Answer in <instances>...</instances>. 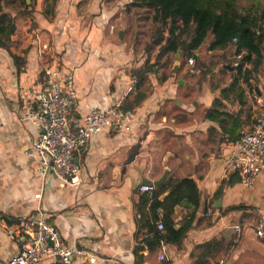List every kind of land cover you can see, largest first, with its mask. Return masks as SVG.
<instances>
[{"label": "crops", "instance_id": "1", "mask_svg": "<svg viewBox=\"0 0 264 264\" xmlns=\"http://www.w3.org/2000/svg\"><path fill=\"white\" fill-rule=\"evenodd\" d=\"M131 2L1 4L14 31L7 46L0 47V218L7 223L0 219V261L16 250L5 226L18 216L41 213L63 242L96 256L93 263L83 256L73 264H264V238L256 234L264 214V174L246 188L235 174L223 173L232 144L252 127L250 91L264 103V54L251 89L241 81L231 87L236 75L232 47L208 50L211 42H206L190 57L179 51L158 61L138 57L127 31L132 21L124 11ZM42 44L48 49L42 50ZM231 53L234 62L228 65ZM189 58L206 60L201 82L187 78V70L200 73L187 64ZM144 61L150 70H143ZM48 65L73 73L77 116L115 102L133 113L124 131L100 132L76 153L77 186L54 176L41 178L36 158L25 155L39 134L26 114L36 109ZM165 170V181L188 178L198 193L197 206L183 201L173 209L172 227L187 226L178 243L150 240L149 227L154 230L157 221L150 202L140 204L148 194L139 187L152 185ZM234 226H240L239 234Z\"/></svg>", "mask_w": 264, "mask_h": 264}, {"label": "built area", "instance_id": "2", "mask_svg": "<svg viewBox=\"0 0 264 264\" xmlns=\"http://www.w3.org/2000/svg\"><path fill=\"white\" fill-rule=\"evenodd\" d=\"M41 49L47 50L48 46L42 44ZM242 54L235 55L234 68L240 65ZM187 64H193L192 58ZM241 67L250 68V64L244 62ZM42 71L43 86L36 97V109L26 114V119L38 127L39 134L25 155L36 158V173L41 178L54 176L64 184L77 186L80 165L76 153L100 132L117 134L124 131L132 121L133 113L115 102L105 110L93 108L79 117L74 112L77 95L73 73L60 71L55 65L45 66ZM249 96L254 111L252 127L232 144L223 170L225 177L235 174L237 181L246 188L252 187L257 176L264 174V103L254 90ZM154 190L151 184L139 187L140 192L147 194ZM39 197L40 193L34 195L35 199ZM208 213H212V209H208ZM1 221L7 224L3 219ZM155 226L163 231L161 220ZM263 226L264 214L256 227L257 236L264 238ZM233 230L239 234L240 226H234ZM5 234L16 250L0 264H73L76 257L83 256H87L90 263L96 260V256L87 250L63 242L58 230L41 213L18 216L12 225L5 226ZM158 258L163 259V254ZM218 264H222V260Z\"/></svg>", "mask_w": 264, "mask_h": 264}, {"label": "trees", "instance_id": "3", "mask_svg": "<svg viewBox=\"0 0 264 264\" xmlns=\"http://www.w3.org/2000/svg\"><path fill=\"white\" fill-rule=\"evenodd\" d=\"M9 1L0 0V47L7 46L14 31L12 18L1 12V4ZM232 5V0H132L130 3L133 8L150 11L151 24L158 25L152 45L159 46L161 55L179 51L184 57H190L210 34L212 40L208 50L233 47L235 55L243 52L231 87L241 81L252 88L251 76L262 64L264 28L258 27L255 18L238 14ZM259 19L264 24V11ZM165 30L166 36L163 33ZM189 30H192L191 37L181 40V36ZM244 62L249 63L250 68L243 69L241 64ZM165 192L166 196L159 200L158 197ZM183 201L193 206L198 204L195 184L188 178H169L151 194L140 197V204L150 202L149 209L155 216L154 220H161L163 224L162 232L156 231V226L154 230L149 227V233H152L150 240L155 243H178L183 239L187 226L180 229L172 227L173 209ZM157 211H161V214L158 215Z\"/></svg>", "mask_w": 264, "mask_h": 264}, {"label": "rangeland", "instance_id": "4", "mask_svg": "<svg viewBox=\"0 0 264 264\" xmlns=\"http://www.w3.org/2000/svg\"><path fill=\"white\" fill-rule=\"evenodd\" d=\"M233 1V7L236 9L238 14L241 16H247L251 18H255L258 22V27L264 28V24L261 19L258 20L260 14L262 11H264V1L263 0H232ZM124 11H126V18L131 20L132 22H129L127 26V31L131 32V42L134 43L133 51L134 53L138 54V57L147 58L149 59V56H155L156 60L162 58L163 55L158 52L155 53L156 46L152 45L153 40L155 39V34L157 32L158 25L151 24L150 17L151 13L145 8L137 9L133 8L130 5L124 7ZM164 36L167 35L166 30L163 32ZM192 35V30L187 31L181 36V40L189 39ZM212 36L209 34L206 39L204 40L203 44H206V42H211ZM233 48V47H232ZM234 50V49H233ZM204 54L206 53V45L203 48ZM181 57H183V53L180 52ZM206 58V54L205 57ZM149 61H144V69L143 70H150V64H148ZM167 61H164L162 64H166ZM234 62L232 53L230 54V57L226 60V64L231 65ZM159 64V62H157ZM193 69L199 70V74L197 77L196 75H193V70H187V78H190L193 82L199 81L201 82L204 77H206V60H199L197 63L193 62V64L190 66ZM135 72L138 69H133ZM139 72H136V74ZM255 72H253L254 74ZM202 74V75H201ZM253 74L251 77H253ZM204 81V80H203ZM248 87V86H246Z\"/></svg>", "mask_w": 264, "mask_h": 264}, {"label": "water", "instance_id": "5", "mask_svg": "<svg viewBox=\"0 0 264 264\" xmlns=\"http://www.w3.org/2000/svg\"><path fill=\"white\" fill-rule=\"evenodd\" d=\"M119 35H121V33H120ZM166 176H167V170H165V171L163 172L161 178H159L158 180H156L155 182H153L152 185H153L154 187H158L159 185H161V184L165 181ZM145 184H147V182H145Z\"/></svg>", "mask_w": 264, "mask_h": 264}]
</instances>
